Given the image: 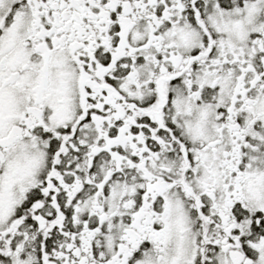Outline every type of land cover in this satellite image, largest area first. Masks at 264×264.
<instances>
[{"label": "snow or ice", "instance_id": "snow-or-ice-1", "mask_svg": "<svg viewBox=\"0 0 264 264\" xmlns=\"http://www.w3.org/2000/svg\"><path fill=\"white\" fill-rule=\"evenodd\" d=\"M0 264H264V0H0Z\"/></svg>", "mask_w": 264, "mask_h": 264}]
</instances>
